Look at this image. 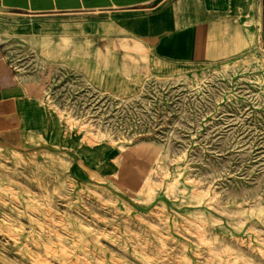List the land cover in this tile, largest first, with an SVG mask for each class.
I'll list each match as a JSON object with an SVG mask.
<instances>
[{"label": "rangeland", "instance_id": "obj_1", "mask_svg": "<svg viewBox=\"0 0 264 264\" xmlns=\"http://www.w3.org/2000/svg\"><path fill=\"white\" fill-rule=\"evenodd\" d=\"M89 14L110 10L25 22ZM6 44L61 134L0 138V264H264L261 21L239 56L127 93Z\"/></svg>", "mask_w": 264, "mask_h": 264}, {"label": "crops", "instance_id": "obj_2", "mask_svg": "<svg viewBox=\"0 0 264 264\" xmlns=\"http://www.w3.org/2000/svg\"><path fill=\"white\" fill-rule=\"evenodd\" d=\"M81 10L110 14L38 29L25 22ZM260 21L264 32V0H0V138L51 141L61 134L29 92L8 38L33 43L43 60L66 65L97 88L127 93L150 73H188L239 56Z\"/></svg>", "mask_w": 264, "mask_h": 264}, {"label": "bare ground", "instance_id": "obj_3", "mask_svg": "<svg viewBox=\"0 0 264 264\" xmlns=\"http://www.w3.org/2000/svg\"><path fill=\"white\" fill-rule=\"evenodd\" d=\"M21 75V74H20Z\"/></svg>", "mask_w": 264, "mask_h": 264}]
</instances>
